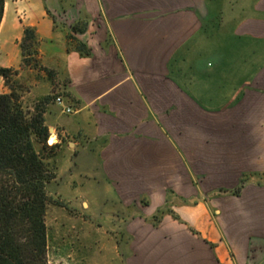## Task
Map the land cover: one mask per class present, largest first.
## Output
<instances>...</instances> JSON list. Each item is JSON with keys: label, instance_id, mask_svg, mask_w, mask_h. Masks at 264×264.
<instances>
[{"label": "crops", "instance_id": "obj_1", "mask_svg": "<svg viewBox=\"0 0 264 264\" xmlns=\"http://www.w3.org/2000/svg\"><path fill=\"white\" fill-rule=\"evenodd\" d=\"M0 67L64 102L50 264H264V0H6Z\"/></svg>", "mask_w": 264, "mask_h": 264}, {"label": "trees", "instance_id": "obj_2", "mask_svg": "<svg viewBox=\"0 0 264 264\" xmlns=\"http://www.w3.org/2000/svg\"><path fill=\"white\" fill-rule=\"evenodd\" d=\"M5 1L0 0V25ZM20 47L23 66L34 63L39 68L34 29H24ZM83 48L79 49L87 55ZM17 75V70L0 67L8 89L0 94V264H50L46 215L50 205L64 206L53 201L47 187L57 178L56 157L62 143L46 144L50 134L45 114L52 97L39 99L34 108L25 105L10 85Z\"/></svg>", "mask_w": 264, "mask_h": 264}, {"label": "rangeland", "instance_id": "obj_3", "mask_svg": "<svg viewBox=\"0 0 264 264\" xmlns=\"http://www.w3.org/2000/svg\"><path fill=\"white\" fill-rule=\"evenodd\" d=\"M35 58V57H32V59ZM32 67H34V63H31ZM38 70V73L42 70L40 68H37ZM21 79H18L17 77H13L12 80H11V83L10 85L22 96V100H23V103L31 108H34L35 104H37L36 102L37 101H34L32 100L31 97H29L27 95L28 93V88L25 87L23 85V83H21L20 81ZM23 81V80H22ZM0 94H3L1 93V89H0ZM58 95L57 94H52L51 97H52V100L55 101V97H57ZM42 99V98H41ZM48 141L49 139L47 140L46 144L47 146H50L48 144ZM37 149L39 150L40 149V146L38 145L37 146ZM59 152L60 150L58 151V155H59ZM58 155L56 157V166H57V174H58V163H57V158H58ZM53 199V201H58V202H61V204H63L62 201H60L59 199H55L53 197H51ZM64 206V204H63ZM53 208H66L65 206L64 207H61V206H57V205H50L49 208H48V211H47V215H46V225H47V231H48V225L51 224V221H52V218H51V215H49V211L52 210ZM47 258H48V253H47ZM49 261V260H48ZM111 264H121V262H118V261H115Z\"/></svg>", "mask_w": 264, "mask_h": 264}, {"label": "built area", "instance_id": "obj_4", "mask_svg": "<svg viewBox=\"0 0 264 264\" xmlns=\"http://www.w3.org/2000/svg\"><path fill=\"white\" fill-rule=\"evenodd\" d=\"M54 102L57 105H60V106H62L64 104L63 99L60 96L55 97V101ZM71 112H72V110L70 108H68V107L66 108L65 107V113L70 114Z\"/></svg>", "mask_w": 264, "mask_h": 264}, {"label": "bare ground", "instance_id": "obj_5", "mask_svg": "<svg viewBox=\"0 0 264 264\" xmlns=\"http://www.w3.org/2000/svg\"><path fill=\"white\" fill-rule=\"evenodd\" d=\"M53 137V136H52ZM56 140V139H55ZM54 138H50V143H54L55 142Z\"/></svg>", "mask_w": 264, "mask_h": 264}, {"label": "water", "instance_id": "obj_6", "mask_svg": "<svg viewBox=\"0 0 264 264\" xmlns=\"http://www.w3.org/2000/svg\"><path fill=\"white\" fill-rule=\"evenodd\" d=\"M50 133H52V131L50 130Z\"/></svg>", "mask_w": 264, "mask_h": 264}]
</instances>
